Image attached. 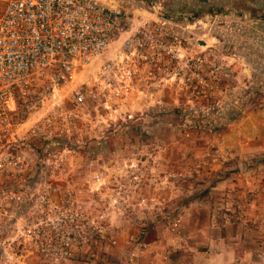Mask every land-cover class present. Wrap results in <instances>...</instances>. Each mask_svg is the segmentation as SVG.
Wrapping results in <instances>:
<instances>
[{"label": "rangeland", "instance_id": "374dc122", "mask_svg": "<svg viewBox=\"0 0 264 264\" xmlns=\"http://www.w3.org/2000/svg\"><path fill=\"white\" fill-rule=\"evenodd\" d=\"M104 1L128 26L107 55L133 40L132 92L116 113L71 104L80 84L98 93L97 62L62 91L69 122L43 80L16 101L21 202L0 208V264H148L151 240L221 236L264 264V0ZM175 109L207 131L187 135Z\"/></svg>", "mask_w": 264, "mask_h": 264}, {"label": "built area", "instance_id": "2783aa9c", "mask_svg": "<svg viewBox=\"0 0 264 264\" xmlns=\"http://www.w3.org/2000/svg\"><path fill=\"white\" fill-rule=\"evenodd\" d=\"M127 27L121 12L104 0H0L1 209L8 208L10 202H21V196L8 192L7 185L16 177L15 171L22 169L21 158L9 151V145L18 143L13 136L16 101L29 96L33 84L43 80L52 92L53 108L62 110V91L79 83V77L101 62L98 93L80 84L72 92L71 104L81 106L87 99L98 97L106 111L116 113L132 92L135 71L128 55L133 40H125L113 58L107 54ZM61 112L64 122L71 121L70 109ZM42 130L43 137L51 140L50 120L44 122ZM135 246L141 249L143 243L137 241ZM134 257L135 253L130 262Z\"/></svg>", "mask_w": 264, "mask_h": 264}, {"label": "crops", "instance_id": "0c3cea01", "mask_svg": "<svg viewBox=\"0 0 264 264\" xmlns=\"http://www.w3.org/2000/svg\"><path fill=\"white\" fill-rule=\"evenodd\" d=\"M193 223L180 222L179 224L180 227L181 225L191 227L190 224ZM210 225L214 228L213 226L217 224L210 223ZM222 227L226 226L222 225ZM200 238L194 237L189 240L185 237H179L176 240L178 245L171 241L163 249L157 246L162 243L161 241L151 240L145 244V250L148 253L146 256L150 262L148 264H260L258 257L262 253V249L255 246L257 249L250 251L243 246L242 238L237 236L212 237L208 248H206L207 243H203L202 238Z\"/></svg>", "mask_w": 264, "mask_h": 264}, {"label": "trees", "instance_id": "16d2710c", "mask_svg": "<svg viewBox=\"0 0 264 264\" xmlns=\"http://www.w3.org/2000/svg\"><path fill=\"white\" fill-rule=\"evenodd\" d=\"M16 106V104H15ZM15 106H14V110H15ZM188 111H183L182 109H175L174 110V114H176L178 116V118L180 117L182 120V122H179L180 124L183 123L184 121V125L187 127V135H195V134H201L206 132L207 128L203 127V120L205 118L206 114H203V112L201 113H197V112H193V114H187Z\"/></svg>", "mask_w": 264, "mask_h": 264}]
</instances>
